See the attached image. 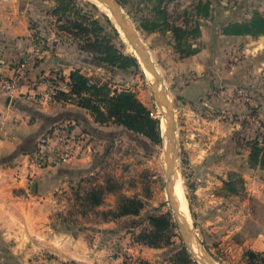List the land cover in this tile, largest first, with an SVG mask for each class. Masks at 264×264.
I'll return each instance as SVG.
<instances>
[{"label": "rangeland", "instance_id": "374dc122", "mask_svg": "<svg viewBox=\"0 0 264 264\" xmlns=\"http://www.w3.org/2000/svg\"><path fill=\"white\" fill-rule=\"evenodd\" d=\"M27 1L30 0H1L0 3L24 5ZM109 1L111 4L116 3L120 9H112L107 3L102 4L97 0H31V11L35 16L32 28L41 38L54 37L63 46L78 49L86 47L88 40L96 41L105 37L118 51L136 58L139 67L122 72L107 68L92 59L93 64L102 67L95 70L91 78H86L92 80L93 85H107L112 96L115 92L132 91L142 104L148 106L149 111L154 112L155 119L160 121L162 143L154 145L152 151H144L136 146H126L124 149L111 147L103 174L99 173L90 182L76 185L72 192L63 194L62 214L56 217V222L76 235H87L93 242L96 226L106 219L116 218L102 214L101 211L97 213L96 207L90 202L91 194L106 189V193L111 195L106 197L104 208L114 211H119L122 206L117 195L134 196L132 199L141 195L147 198V209L151 213L126 223L128 228H134L130 242L126 243L127 247L134 243L143 244L140 239L155 235L151 243L160 247L150 248L166 251L162 260L153 263L132 259L122 252L125 256L124 264H185V260L189 261L188 264H264L260 261L264 253L243 247L248 238H253L260 232L256 228L260 230L264 225V205L252 197L248 198L246 190L249 191L250 188L241 175L247 162L257 167V155L256 152L253 153L255 146L264 148V36L224 35V29L230 25L249 24L255 14L264 17V0ZM200 2L203 6L208 5V8H202L201 16H197L196 7ZM113 10L119 14L122 25L117 20L115 22ZM165 14L168 25L163 19ZM93 20L100 24L97 31L91 26ZM146 20L157 22L158 31H144L142 26ZM196 24L201 30L200 38L191 33ZM171 29L177 30L178 40L169 31ZM127 32L140 44L144 56L152 66L139 58ZM176 41L180 45L188 42L201 53L181 58V53L175 48ZM190 60L196 63L191 65V71L205 63L208 70L204 74L209 80L218 82V86L211 89L215 93L207 95L210 105L200 103L198 107L212 111L211 114L216 118L208 122H213L214 126L234 129L231 135L219 140L225 153L212 156L211 159V162L216 159L217 163L224 159L227 162L238 159L237 165L241 169L235 174L238 178L233 187L234 195L229 194L230 190H224L228 181L220 186L214 185L216 182L213 181L206 183L198 178L196 172L199 168L198 160L203 159L198 155L199 146L209 147L212 141L208 138L214 132H208L209 135L204 133V119H192L183 115L187 105L182 100V94L198 77L194 73L188 74ZM153 84L158 92L153 90ZM156 98L159 99L160 106L156 104ZM230 100L237 104L238 111L235 113L224 106ZM98 105L105 112L106 105ZM171 118L174 124L171 136L177 147L175 179L184 196L190 235L194 237L191 240L187 239L185 232L179 227L175 210L177 203L172 202L168 194L166 169L171 163L172 154L166 150L169 144L167 126ZM81 145L87 147L91 144L83 142ZM130 156L139 164L133 169L128 161L125 162L129 160L126 157ZM226 180H229L228 177ZM202 187L207 192L205 198L198 193ZM211 192L215 197L229 199L237 196L238 201L232 199L216 203L208 196ZM156 217L168 218L173 225L165 232L160 231L159 237L158 228L150 222L151 218ZM166 225L167 222L162 223L161 227ZM237 227L238 231H234L233 228ZM125 248L126 246H122V250ZM249 252L259 257L253 259L248 255ZM117 253L119 252L114 254Z\"/></svg>", "mask_w": 264, "mask_h": 264}, {"label": "crops", "instance_id": "0c3cea01", "mask_svg": "<svg viewBox=\"0 0 264 264\" xmlns=\"http://www.w3.org/2000/svg\"><path fill=\"white\" fill-rule=\"evenodd\" d=\"M30 4L31 0L24 5L0 3L1 79L14 78V66L34 45L37 32L32 28L35 16L32 15ZM47 39L49 49L34 71L35 76L61 72L70 80L71 74L79 71L83 76L91 78L93 72L102 67L93 64L91 56L82 50L63 46L54 37L48 36ZM189 62L188 74L194 73L198 77L182 94V100L187 105L183 115L192 119H204V133L214 132L212 135L208 134L209 141H212L209 147L205 145L201 148V144L199 146L198 155L203 159L198 160L199 168L196 172L202 181H213L216 182L214 185L220 186L228 181L227 177L229 179L230 175L240 172L241 169L239 164L237 165L238 159L234 162H227L226 159L218 163L216 159L211 162L212 156L225 153L219 140L231 135L234 129L228 126H214L213 122H208L216 116L211 114L212 111L203 110V107L201 109L198 106L200 103L210 105L207 95L213 92L211 89L217 87L218 82L209 80L204 74L208 70L205 63L200 64L197 70L191 71V65L196 63L194 60ZM183 75H186V72H183ZM229 102L224 103V106H228L230 112H237V104L233 103V100ZM69 123L75 127L76 133L90 136L92 144L83 147L81 157L77 159L46 168L36 167L32 157L39 144L54 128ZM126 146H136L144 151H152L154 148V144L149 140L136 136L123 127L113 123H96L92 114L76 103L61 100L56 104H40L35 94H29L27 88H17L9 93L0 88V264H124L125 256L122 252L138 261L153 263L162 260L166 250L152 249L136 243L127 247L126 244L127 241L130 242L131 231L134 230L128 228L126 223L151 213L147 209V198L141 195L136 196V199L144 204L138 216L102 221L96 226L93 242L87 235H76L56 222V217L62 214L63 194L72 192L76 185L90 182V179L99 173L103 174L109 149H124ZM126 158L129 160L125 162L128 161L132 169L139 165L131 156ZM241 175L246 181V186L251 189L246 190L248 198L252 197L264 205V169L253 167L247 162ZM102 191L103 202L95 208L96 212L101 211L106 215L119 213L104 208L106 197L111 193L107 194L104 188ZM205 191L202 187L198 193L205 198ZM208 196L216 203L232 199L238 201L237 196H231L229 199L215 197L213 192ZM122 197L134 198L117 195L119 200ZM233 229L238 231L239 227ZM256 229L260 232L253 238H248L243 247L264 253V225L260 230ZM122 246L126 248L122 250ZM115 251L119 253L115 255Z\"/></svg>", "mask_w": 264, "mask_h": 264}, {"label": "trees", "instance_id": "16d2710c", "mask_svg": "<svg viewBox=\"0 0 264 264\" xmlns=\"http://www.w3.org/2000/svg\"><path fill=\"white\" fill-rule=\"evenodd\" d=\"M162 2V0H160ZM157 8V6H156ZM205 8L207 10L208 5H202V2L198 4L196 9L198 10L197 16H201V9ZM166 15V14H165ZM209 14L207 13L206 16ZM167 15L163 17L165 19L166 25H168ZM91 26L100 28V24L97 21H91ZM146 32H156L158 31V24L152 20H146L142 26ZM177 38V30H169ZM196 35V38L201 37V30L196 24V28L191 32ZM224 35L228 37L237 36H264V17L260 14H255L253 20L249 24L243 25H230L224 29ZM100 40V41H99ZM86 47L80 49L92 57L93 60L101 65L111 68L113 70L128 71L129 69H136L139 67L138 60L131 56H126L116 47L112 45L110 40L105 37L98 38V40H88L86 42ZM176 50L181 53V58H188L195 56L199 53L198 50L193 48V45L184 42L180 45L179 41H176ZM72 82V93L71 96L62 95L61 99L64 101H69L71 103H76L79 107L88 110L95 119V122L101 125H107L113 123L117 126L125 128L128 132L135 134L136 136H141L149 140L154 145H160L162 143L161 138V123L159 120L154 119L151 116L152 111L142 104L136 97V95L129 90L123 92H115L112 96L107 85H93V81L87 79L79 71L73 72L70 76ZM98 104H105V112L101 110ZM256 152V165L261 169H264V148H258L255 146L253 153ZM261 159V160H260ZM238 176L235 174L230 175L229 180L224 185V190H230L229 194L234 195L235 191L233 187L235 186V179ZM240 180V179H239ZM243 181V180H242ZM103 191L100 193H94L90 195V202H92L94 207H98L103 202ZM122 204L119 213L111 214L113 218H121L128 216H138L144 208V204L137 199L120 198ZM151 223L155 224L157 230V237H159L160 231H167L172 228L168 218L156 217L150 219ZM167 222L166 226L161 227L162 223ZM154 236H146L144 239H140L141 242L148 247H160V245L155 244L153 239ZM248 255L253 259L258 258L257 254L249 252ZM260 261L264 263V255H261ZM185 264L189 261L185 260Z\"/></svg>", "mask_w": 264, "mask_h": 264}, {"label": "built area", "instance_id": "2783aa9c", "mask_svg": "<svg viewBox=\"0 0 264 264\" xmlns=\"http://www.w3.org/2000/svg\"><path fill=\"white\" fill-rule=\"evenodd\" d=\"M48 49V40L36 35L30 52L14 66V78L8 80L0 78V88H3L6 93L17 88H27L29 94H35L36 100L40 104H56L62 100V95L71 96L72 82L61 72L41 76L34 75V71ZM151 116L154 119L156 117L154 112L151 113ZM83 142L92 144L93 141L90 136L76 133L72 124L56 127L39 144L32 157L33 164L38 168H46L56 163L77 159L81 157Z\"/></svg>", "mask_w": 264, "mask_h": 264}, {"label": "water", "instance_id": "95a60500", "mask_svg": "<svg viewBox=\"0 0 264 264\" xmlns=\"http://www.w3.org/2000/svg\"><path fill=\"white\" fill-rule=\"evenodd\" d=\"M97 1H99L102 4L103 3H105V4L107 3L108 5H110V8H112V9H114V8H118V10L120 9L119 6L116 3L111 4V2L109 0H97ZM113 15L115 16V19L117 20V23L122 25V21L120 20L119 14H116V12L113 10ZM127 34L129 36V40L131 41V45L136 50L139 58L144 63H146L147 65L150 66L151 64H149L148 59L144 56V52H143V49L140 47V44L136 40H134V38H133V36H132V34L130 32H127ZM153 90L158 92V88L156 87V85L154 86V84H153ZM156 102H157V104L159 106V100L158 99H157ZM168 125L169 126H167V135H168L169 144H168V147H167L166 151L167 152L169 151L172 154L171 163L168 164L167 169H166L167 180H168V194H169L170 200H172V202H174L175 204L177 203L175 205V210H176V213H177V219H178L179 227L185 232V235H186L187 239L191 240L192 238L194 239V237L190 235V232H191L190 226L188 225V223L186 225L184 223V221L182 222L180 220L181 219L180 218V208H179V205H178L177 198L172 197V194H171L172 193L171 191L174 188V180H173L174 172H173V170L176 168V157H177L176 141L171 136V132L173 131V127H174L172 118L169 119ZM188 245L190 246V243H188Z\"/></svg>", "mask_w": 264, "mask_h": 264}, {"label": "bare ground", "instance_id": "6f19581e", "mask_svg": "<svg viewBox=\"0 0 264 264\" xmlns=\"http://www.w3.org/2000/svg\"><path fill=\"white\" fill-rule=\"evenodd\" d=\"M98 6V5H97ZM104 7V6H103ZM100 8V7H99ZM105 8V7H104ZM109 13V12H108ZM111 19H112V17H111ZM113 20H114V18H113ZM115 22H116V19H115ZM130 26V25H129ZM118 27V26H117ZM117 27H116V29H117ZM131 28V27H130ZM119 31V30H118ZM121 32V31H120ZM119 32V33H120ZM121 34V33H120ZM136 34V33H135ZM121 36H122V34H121ZM133 49V48H132ZM156 73H158V71L156 72ZM156 73L154 74V75H156ZM157 77V76H156ZM159 77V76H158ZM157 80H160V79H157ZM157 95V94H156ZM158 97V96H157ZM157 99V98H156ZM159 100V99H158ZM157 104V103H156ZM160 106V105H159ZM160 108V107H159ZM162 113V112H161ZM163 115V114H162ZM164 117V116H163ZM161 118V117H160ZM162 119V118H161ZM164 127V126H163ZM164 129V128H163ZM163 134H164V132H163ZM173 172H174V176H173V180H174V188L172 189V197H175V198H177V200H178V204L180 205V220L183 222L184 221V223L187 225V223H188V225H189V219H188V212H187V210H186V207H185V204H184V199H183V194H182V192H181V189L178 187V185H177V180L175 179V172H176V168L173 170ZM175 205V204H174ZM194 247V246H193ZM197 248V247H196ZM199 253H200V251H198ZM195 254V253H194ZM201 254V253H200ZM197 255V254H196ZM198 256V255H197ZM200 256V255H199ZM198 256V257H199ZM201 257V256H200Z\"/></svg>", "mask_w": 264, "mask_h": 264}]
</instances>
